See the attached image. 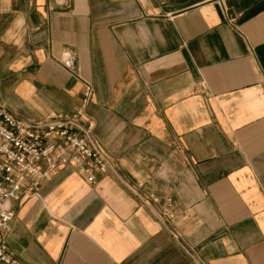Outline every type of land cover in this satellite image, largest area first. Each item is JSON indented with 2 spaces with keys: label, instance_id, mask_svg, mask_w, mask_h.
Listing matches in <instances>:
<instances>
[{
  "label": "crops",
  "instance_id": "1",
  "mask_svg": "<svg viewBox=\"0 0 264 264\" xmlns=\"http://www.w3.org/2000/svg\"><path fill=\"white\" fill-rule=\"evenodd\" d=\"M0 104L81 108L125 182L12 201L21 264H264V0H0Z\"/></svg>",
  "mask_w": 264,
  "mask_h": 264
},
{
  "label": "built area",
  "instance_id": "2",
  "mask_svg": "<svg viewBox=\"0 0 264 264\" xmlns=\"http://www.w3.org/2000/svg\"><path fill=\"white\" fill-rule=\"evenodd\" d=\"M221 5L226 10L222 2ZM84 88L83 106L92 94L90 85ZM65 167H72L89 183H94L98 174L114 175L125 184L117 164L98 148L94 123L81 108L39 120H20L0 104V264H21L11 256L6 243L15 217L10 203L22 196L36 195L43 181ZM157 202L151 198L152 204ZM170 207L167 203L162 209L165 228L171 221Z\"/></svg>",
  "mask_w": 264,
  "mask_h": 264
}]
</instances>
